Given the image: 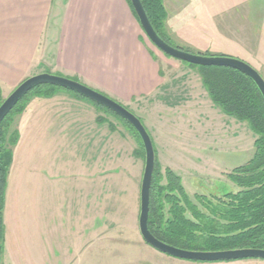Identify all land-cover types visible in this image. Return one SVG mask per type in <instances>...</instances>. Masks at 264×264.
<instances>
[{
    "label": "rangeland",
    "instance_id": "374dc122",
    "mask_svg": "<svg viewBox=\"0 0 264 264\" xmlns=\"http://www.w3.org/2000/svg\"><path fill=\"white\" fill-rule=\"evenodd\" d=\"M169 1L165 28L173 46L195 55L239 59L264 79V0ZM145 37L153 51L163 54ZM175 61L164 66L169 89L163 99L124 107L148 130L160 172L170 168L181 176L191 197L237 192L229 175L251 160L255 136L246 123L231 119L222 124L220 112L215 130L199 133L193 122L197 114L180 112L195 106L190 93L199 70ZM69 93L32 96L12 119L11 130H18L20 140L5 190L2 264H124L137 259L164 264L162 258L172 257L147 245L139 232L145 167L141 142L109 110ZM200 142L210 143L220 161L197 157ZM86 170L98 177L86 183L69 180L68 173L80 177ZM85 194L90 202L87 251L85 242L80 244L86 230L62 225L69 216L68 199L73 208ZM74 215L84 216L83 211ZM138 242L142 249L135 247Z\"/></svg>",
    "mask_w": 264,
    "mask_h": 264
},
{
    "label": "crops",
    "instance_id": "0c3cea01",
    "mask_svg": "<svg viewBox=\"0 0 264 264\" xmlns=\"http://www.w3.org/2000/svg\"><path fill=\"white\" fill-rule=\"evenodd\" d=\"M168 2L164 0L167 23L170 22ZM145 35L128 0H0L2 95L12 93L28 78L47 73L80 82L126 108L138 105L142 100L150 101L156 97L161 100L169 89L164 66L177 62L153 51ZM192 81L196 87L190 94L195 106L180 112L197 114L193 122L199 133L213 132L217 127V113L221 111L209 99L201 77ZM200 112L203 113L200 115ZM219 115L222 124L231 123L232 118ZM208 144H198L197 157L210 156L220 161L218 152H213ZM90 175L87 170L82 171L80 177L68 173L70 181L79 178L85 183L98 177V173ZM67 193L68 198L72 190ZM68 203L66 212L69 216L64 217L62 225L86 230L84 236L80 233V244L84 241L87 251L90 202L85 194L84 200L78 197L73 208L70 199ZM82 211L83 217L74 215ZM100 239L104 240V237ZM78 245L79 242L76 248ZM137 245V249H142L143 244L138 242ZM162 259L164 264H264L263 260L195 263ZM124 264L150 263L137 259Z\"/></svg>",
    "mask_w": 264,
    "mask_h": 264
},
{
    "label": "trees",
    "instance_id": "16d2710c",
    "mask_svg": "<svg viewBox=\"0 0 264 264\" xmlns=\"http://www.w3.org/2000/svg\"><path fill=\"white\" fill-rule=\"evenodd\" d=\"M128 2L134 12L130 0ZM141 2L156 32L173 46L166 35L168 14L164 1ZM184 64L199 70L203 88L223 115L247 124L255 136V151L251 160L229 175L230 182L238 191L210 199L201 195L191 197L182 177L170 168L161 173L156 152L149 230L161 242L188 251L264 250V100L254 83L239 71ZM59 90L64 89L50 85L35 87L0 125V264L3 263L7 177L13 162V149L20 140L18 130H11L12 119L22 113L20 109L32 96L50 97L52 92ZM3 101L0 88V106ZM118 118L134 131L141 142L135 130Z\"/></svg>",
    "mask_w": 264,
    "mask_h": 264
},
{
    "label": "water",
    "instance_id": "95a60500",
    "mask_svg": "<svg viewBox=\"0 0 264 264\" xmlns=\"http://www.w3.org/2000/svg\"><path fill=\"white\" fill-rule=\"evenodd\" d=\"M130 2L146 36L164 55L182 63L194 66L231 68L239 71L254 83L264 100V79L258 71H256L249 64L239 59L230 57L195 55L171 46L162 39L152 26L141 0H130ZM42 85H50L73 92L114 113L126 121L135 130L145 151V167L140 191L139 232L143 241L147 245L169 257L188 262L213 263L244 260L264 261V250L240 249L220 252L188 251L165 244L152 235L149 230V216L151 188L156 168V151L154 143L142 121L124 106L110 99L106 95L93 90L80 82L63 76L47 73L39 74L25 80L3 101L0 106V125L29 92H31L35 87Z\"/></svg>",
    "mask_w": 264,
    "mask_h": 264
}]
</instances>
